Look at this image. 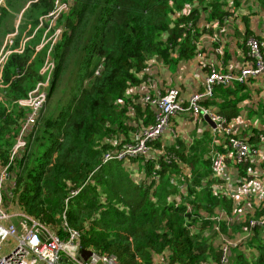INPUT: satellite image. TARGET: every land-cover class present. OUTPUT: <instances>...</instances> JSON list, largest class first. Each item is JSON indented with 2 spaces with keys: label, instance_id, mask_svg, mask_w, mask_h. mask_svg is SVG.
Returning a JSON list of instances; mask_svg holds the SVG:
<instances>
[{
  "label": "trees",
  "instance_id": "16d2710c",
  "mask_svg": "<svg viewBox=\"0 0 264 264\" xmlns=\"http://www.w3.org/2000/svg\"><path fill=\"white\" fill-rule=\"evenodd\" d=\"M3 1L0 29L8 27L12 13L25 9L23 29L30 24L34 34L2 73L0 175L9 174L5 206L17 207L62 238L65 216L81 233L85 255H113L118 264H222L225 236L237 243L230 248L229 264H264V226L251 225L264 217V197L246 210L216 190L222 181L209 179L208 153L198 164L191 162L192 177L184 172L190 163L184 145L155 141L148 157L104 162L108 153L138 143L142 130L155 123V108L128 94L147 81L151 62L157 59L174 70L204 53L203 38L218 36L244 0H59L68 7L56 20L64 31L50 52L55 71L47 91L49 101L58 92L69 93L68 101H58L44 120L40 115L25 134V148L14 156L29 113L17 102L45 81L40 71L50 46L36 49L57 0ZM244 24L250 38L248 19ZM71 65L72 84L63 89ZM259 79L264 89V75L216 86L202 105L230 121L241 117L252 94L248 85ZM254 114L250 109L249 117ZM237 168L246 177L247 165ZM240 211L251 212L235 217Z\"/></svg>",
  "mask_w": 264,
  "mask_h": 264
},
{
  "label": "built area",
  "instance_id": "2783aa9c",
  "mask_svg": "<svg viewBox=\"0 0 264 264\" xmlns=\"http://www.w3.org/2000/svg\"><path fill=\"white\" fill-rule=\"evenodd\" d=\"M58 14H60L59 10L50 16L55 18ZM214 41L220 43L218 36L214 37ZM7 43L12 45L11 36L8 37ZM246 47L248 49L247 56L250 60L240 73L212 71L206 80V89L203 93L194 94L185 99L179 89L173 88L168 90L166 94L145 95L141 101L145 105L157 109L155 124L142 131L138 143L126 145L118 153L107 154L105 162L138 156L148 157L152 153L151 143L157 141L165 133L171 118L175 115L210 116L217 123L214 131L222 141L220 143L221 151L212 158L213 177L222 181L216 190H223L229 197L243 204L246 210L250 209L252 205L257 203V200L264 197V161L261 162L260 160L263 153L246 137L240 136L235 131L234 120L230 121L225 117L216 116L210 109L202 105V101L212 95L215 86H229L234 82L244 84L250 78H258L264 75V41L250 38ZM218 51L222 54V49ZM9 54L10 51H4L0 54V89L3 88L2 69ZM200 54L203 53L198 55ZM54 68L53 60L48 57L42 70L47 81L41 86L48 85ZM46 97L45 91L38 87L28 99L19 102L22 106L30 109L22 135L36 124L46 102ZM3 98L0 94V103ZM24 145V140L20 138L13 153L16 154L19 148ZM241 164L247 165L246 177H242L238 171L237 166ZM7 178L6 172H2L0 175V264H118L117 258L113 255L97 252L85 255L81 245V233L69 227L65 216L63 217V231L66 236L62 238L51 227L29 215L23 212H11L3 200V189ZM249 212L251 211L246 213ZM251 225L264 226V217L261 221H252ZM225 241L226 243L222 247V264H228L230 248L237 244L232 240Z\"/></svg>",
  "mask_w": 264,
  "mask_h": 264
},
{
  "label": "crops",
  "instance_id": "0c3cea01",
  "mask_svg": "<svg viewBox=\"0 0 264 264\" xmlns=\"http://www.w3.org/2000/svg\"><path fill=\"white\" fill-rule=\"evenodd\" d=\"M0 2L2 5L4 3L5 6L3 0H0ZM24 11L25 9L19 14L15 13L19 18V20L17 19L16 25L18 30H12L10 27L0 29V32L4 34V39L5 36L8 35V31H17L15 33H17V38L20 37L19 46H13V52L18 48H22L24 43L26 47L34 36V34H31L33 27L30 24L23 29L22 25L24 24H22L21 19ZM12 14L14 15V13ZM244 19H248L250 24L252 33L250 38L259 37L264 41V1L244 0L242 5L235 9L233 17L227 21L225 28L219 32L218 38L220 39V43L215 42L212 36H205L202 40L204 53L190 61L179 64L174 70L169 69L162 61L157 59L153 60L150 64V68L146 72L148 75L147 81L143 83L141 87L129 90L128 94L138 95L143 98L145 95L158 96L159 94L166 93L170 89L176 88L182 92L185 99H188L194 94L203 93L205 91L206 80L212 71L234 74L240 73L249 62L243 51L245 41L248 38ZM215 28H217L216 24ZM3 46L4 41L0 50H2ZM219 49H222V54L218 51ZM248 89L251 90L252 94L250 100L243 103L244 115L236 118V120L234 119L233 125L235 131L238 132L240 136L246 137L250 143L260 149L261 153H263L260 160L263 162L264 111L262 110V106L264 105V89L261 79L257 80L254 84L250 83ZM211 109L214 115L226 118V116L218 113L215 108ZM250 109L253 110V113L256 112V115L254 114L249 117ZM155 110L157 114V109L155 108ZM206 117L209 118V120H207ZM216 125V121L210 116L192 117L188 114H178L171 118L167 130L158 141L162 143V146L175 145L181 147L184 145V149H186L187 152L192 146L190 141H198L200 138H203L201 142H205L206 145H203L200 151L204 153L203 148L205 147L206 155L208 153L209 163H211L214 155L221 151L220 143H222V141L217 137L214 131ZM211 130L215 135L213 139L206 142L205 135H208ZM159 153L165 154L163 150L161 152L159 151ZM209 179H211V172ZM181 190L184 193L185 187H182Z\"/></svg>",
  "mask_w": 264,
  "mask_h": 264
},
{
  "label": "rangeland",
  "instance_id": "374dc122",
  "mask_svg": "<svg viewBox=\"0 0 264 264\" xmlns=\"http://www.w3.org/2000/svg\"><path fill=\"white\" fill-rule=\"evenodd\" d=\"M58 6H59V9H58L59 11L64 8L63 7L64 5L62 6V3H60V2L57 3V7ZM17 19L19 20L17 14H14L13 16L9 17V19H8V27L12 28V30H18L17 27H16V25H17ZM53 26H54V24H53ZM56 27L58 28L57 25H56ZM15 32H17V31H15ZM6 37H7V35L5 36V38ZM3 41H5L4 34L2 32H0V48H1L2 44H3ZM50 45H51V42L49 43V46ZM73 71H75V68H74V65H71L70 70L67 73V75H66V77L64 79L63 84L60 86L61 88H63V89L68 88L67 86L72 84V77H73L72 73H73ZM53 73H54V71H53ZM68 95H69V93L62 94L61 92H58V93H56L54 95V97L50 101L47 98L46 105H45V107H44V109H43V111L41 113V117H43L42 120L45 119V116H47V114L49 113V111L52 112V109H55L56 108V104H57L58 101H61V103H63V104L66 103L68 101ZM214 135H215V133L211 130L208 135L207 134L205 135V141L206 142L207 141H210L211 139H213ZM202 140H203V138H200L198 141L197 140L190 141L191 144H192V146L190 147V150H188L186 152L187 153L186 155H187L188 159L190 160V163H188L186 169H184V172L186 173L185 175H187L189 177H192V173H193V168L191 166V162L192 163H195V164H198L199 161H201L203 158H206L204 156V155H206V149H205V147L203 148L204 153H201V151H200L201 147L203 145L204 146L206 145L205 142H201ZM24 147H25V145L23 147L19 148V149H23ZM6 174L8 175V178H7V180H8L9 179V174L7 172H6ZM209 175H210V168H209ZM7 183L8 182L6 181V185H7ZM3 199H4V194H3ZM10 205H11V203H10ZM189 209L191 210V208H189ZM10 210H11V212H14V213L21 212V211H18L17 207H11ZM246 214L247 213H244L243 211H240V212H238V214L235 215V217L236 216H237V218L240 217V216H243L244 217ZM218 215L219 216L221 215V211L220 210L217 213V216ZM235 217L234 218H229L228 220L233 222L235 220ZM218 218L219 217H217V219ZM225 239L231 241L226 236H225Z\"/></svg>",
  "mask_w": 264,
  "mask_h": 264
},
{
  "label": "clouds",
  "instance_id": "9594fccd",
  "mask_svg": "<svg viewBox=\"0 0 264 264\" xmlns=\"http://www.w3.org/2000/svg\"><path fill=\"white\" fill-rule=\"evenodd\" d=\"M2 2V1H1ZM56 3H59V0H57V2ZM64 5V8L62 9V10H60V14H61V12L62 11H64V10H66L67 9V3H64V4H62V6ZM58 9H59V6L57 7V9L55 10V12H57L58 11ZM55 12H53V13H55ZM53 13H51V14H53ZM51 14H49V18L51 17L50 15ZM60 14H58V16L57 17H51L52 18V20H51V22H50V26H49V29H47L46 30V32H45V34H44V36H43V38H42V41H41V43L37 46V49H36V51L37 52H39V51H41L46 45H49V43L51 42V45H50V49H49V51L47 52L48 53V56H47V58H46V60H45V64H46V61H47V59H48V57L49 58H51V56H50V52L52 51V48H53V46L55 45V44H57L59 41H60V39H61V37H62V34H63V28H57L56 27V20H57V18L60 16ZM23 15V14H22ZM54 22V23H53ZM53 24H54V26H53ZM40 26H42V25H40ZM51 29H53L54 30V32L53 33H51L50 32V30ZM58 31H60V33H57ZM12 37V41H13V43H12V45H9L8 43H7V39H8V37ZM16 38H17V33H15V32H13V33H11V34H8L7 35V37L5 38V41H4V46H3V48H2V50L0 51V54L2 53V52H4V51H10V54H9V56H8V59L10 58V56L13 54V53H18V54H22L24 51H25V43H24V45H23V47L22 48H18L15 52H13L12 51V48H13V46H14V44H15V40H16ZM251 38H255V37H251ZM248 39H250V38H248ZM248 39H247V41H248ZM247 41H246V43H247ZM8 59H7V61H8ZM51 60H53L52 58H51ZM7 61H6V63H7ZM54 62V61H53ZM6 63L4 64V67H5V65H6ZM45 64L43 65V67H42V69H41V71H40V73L42 74V70L44 69V67H45ZM55 64V63H54ZM4 67H3V69L2 70H4ZM53 71H55V68H54V70ZM2 73H3V71H2ZM53 73V72H52ZM43 76H44V82H40L37 86H36V88L33 90V91H31L30 93H29V95H28V97L26 98V99H28L29 98V96H30V94L31 93H33L35 90H37V88L38 87H40L41 88V90L42 91H45V93H46V95H47V97H46V102H47V98H48V91H47V87H49L50 86V83H51V79H52V76H53V74L51 75V78H50V80H49V83H48V85L47 86H45V87H43V86H41V84H44V83H46V81H47V77H46V75H44V74H42ZM2 82H3V78H2ZM3 87H4V85H3ZM2 89L3 88H1L0 89V94L4 97V95L2 94ZM164 94H166V93H164ZM26 99H21V100H19L17 103L19 104V105H21L19 102L20 101H24V100H26ZM4 102H5V97L3 98V101L0 103V106L1 105H3L4 104ZM46 102H45V104H44V106H43V108H42V110L44 109V107H45V105H46ZM22 106V105H21ZM22 107H25V106H22ZM25 108H28V107H25ZM28 110H29V113H30V109L28 108ZM42 110H41V112H40V114H39V116H38V119H39V117H40V115H41V113H42ZM29 113H28V115H29ZM27 115V116H28ZM26 119H27V117H26ZM26 119H25V121H26ZM38 119H37V121H38ZM156 120V119H155ZM37 123V122H36ZM24 124H25V122H24ZM155 124V123H154ZM36 125V124H35ZM152 126V125H151ZM150 127V126H149ZM24 128V127H23ZM32 127H30L29 129H27L26 130V132H25V134L31 129ZM148 128V127H147ZM143 131V130H142ZM142 133V132H141ZM25 134L24 135H22V134H20L19 135V137H18V141H19V139L21 138V139H23L24 140V143H25V146H26V140H25ZM141 137V136H140ZM140 139V138H139ZM18 141H17V144H18ZM158 141V140H157ZM16 144V145H17ZM16 145H15V147H16ZM129 145V144H128ZM14 147V148H15ZM25 148V147H24ZM23 148V149H24ZM14 150V149H13ZM20 150H22V149H19L18 151H17V153L20 151ZM123 150V149H122ZM121 150V151H122ZM159 151L161 152V150L160 149H157V152L159 153ZM16 153V154H17ZM108 154H113V153H108ZM167 154V153H166ZM15 154L13 153V156H14ZM106 157V156H105ZM124 159H127V158H124ZM129 159V158H128ZM114 160V159H113ZM118 160V159H117ZM123 160V159H122ZM111 161V160H110ZM104 162H105V160H104ZM211 167H212V162H211ZM3 172H7L6 170H4ZM210 172H211V179L213 178V179H215L214 177H213V174H212V168L210 169ZM8 181V180H7ZM5 185H6V183H5ZM5 187V186H4ZM3 191H4V189H3ZM182 191V190H181ZM183 193V192H182ZM184 193H185V191H184ZM4 200V199H3ZM178 201H180V200H178ZM4 204H5V201H4ZM10 209V208H9ZM64 217V216H63ZM63 220H64V218H63ZM73 229V228H72ZM235 241V240H234ZM228 264H229V262H228Z\"/></svg>",
  "mask_w": 264,
  "mask_h": 264
},
{
  "label": "water",
  "instance_id": "95a60500",
  "mask_svg": "<svg viewBox=\"0 0 264 264\" xmlns=\"http://www.w3.org/2000/svg\"><path fill=\"white\" fill-rule=\"evenodd\" d=\"M207 120H209V118L206 117Z\"/></svg>",
  "mask_w": 264,
  "mask_h": 264
}]
</instances>
